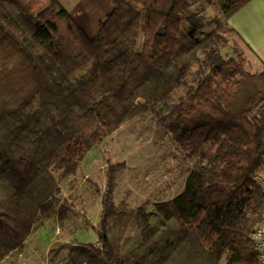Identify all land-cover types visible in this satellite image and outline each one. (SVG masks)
I'll list each match as a JSON object with an SVG mask.
<instances>
[{"label": "trees", "instance_id": "obj_1", "mask_svg": "<svg viewBox=\"0 0 264 264\" xmlns=\"http://www.w3.org/2000/svg\"><path fill=\"white\" fill-rule=\"evenodd\" d=\"M248 1L111 0L88 37L56 0H0V261L39 214L69 209L54 171L74 174L198 62L197 84L167 122L196 157L183 189L149 209L115 204L110 165L98 245H67L64 264H256L249 233L264 210V67L248 71L221 32L238 38L227 19Z\"/></svg>", "mask_w": 264, "mask_h": 264}, {"label": "rangeland", "instance_id": "obj_2", "mask_svg": "<svg viewBox=\"0 0 264 264\" xmlns=\"http://www.w3.org/2000/svg\"><path fill=\"white\" fill-rule=\"evenodd\" d=\"M194 7L202 8L199 3ZM204 8L213 13L208 5ZM221 32L226 38L224 50L235 45L247 60L246 69L258 70L244 44L233 33L224 29ZM197 66L198 62H193L185 81L165 101L122 123L99 146L90 149L74 174L54 171L58 198L69 209L60 217L58 206L39 214L23 244L10 251L0 264H64L67 245H98L93 227L98 226L110 165L117 166L112 190L115 204L123 201L129 208L149 209L181 192L196 157L187 155L188 151L172 140L167 122L173 106L184 102L188 88L197 84ZM258 174L263 180L264 172Z\"/></svg>", "mask_w": 264, "mask_h": 264}, {"label": "crops", "instance_id": "obj_3", "mask_svg": "<svg viewBox=\"0 0 264 264\" xmlns=\"http://www.w3.org/2000/svg\"><path fill=\"white\" fill-rule=\"evenodd\" d=\"M67 10L88 37L112 8L111 0H56ZM227 25L253 56L259 69L264 67V0H249L227 19Z\"/></svg>", "mask_w": 264, "mask_h": 264}, {"label": "built area", "instance_id": "obj_4", "mask_svg": "<svg viewBox=\"0 0 264 264\" xmlns=\"http://www.w3.org/2000/svg\"><path fill=\"white\" fill-rule=\"evenodd\" d=\"M261 170L264 172V163L256 175L257 181L264 186V179H259L260 175L258 174ZM249 238L252 242L256 264H264V210H262L258 222L251 228Z\"/></svg>", "mask_w": 264, "mask_h": 264}]
</instances>
